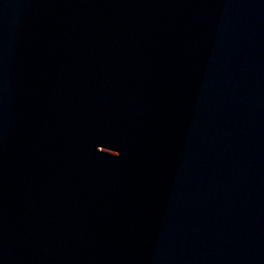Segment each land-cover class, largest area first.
Instances as JSON below:
<instances>
[{
	"label": "water",
	"instance_id": "obj_1",
	"mask_svg": "<svg viewBox=\"0 0 264 264\" xmlns=\"http://www.w3.org/2000/svg\"><path fill=\"white\" fill-rule=\"evenodd\" d=\"M0 264H264V0H0Z\"/></svg>",
	"mask_w": 264,
	"mask_h": 264
}]
</instances>
